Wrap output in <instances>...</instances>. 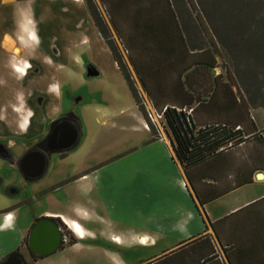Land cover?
Here are the masks:
<instances>
[{"label":"crops","instance_id":"0c3cea01","mask_svg":"<svg viewBox=\"0 0 264 264\" xmlns=\"http://www.w3.org/2000/svg\"><path fill=\"white\" fill-rule=\"evenodd\" d=\"M92 2L117 48L121 52L123 47L126 49L120 56L141 99H162V104L172 103L170 99L180 104L192 101L189 109H193L191 115L197 125L228 122L239 127L244 140L191 168L188 180L173 156L169 134L167 141L151 137L83 0H0L1 138L8 144L12 140L5 135L29 138L66 111L58 91L59 76L69 73L82 80L86 61L104 77L122 79L141 125L149 133L145 146L161 145L162 177L173 178L172 185L180 199L179 205L150 214L151 219L145 213L139 227L122 224V230L117 232L105 224L96 237L86 235L90 230L81 224L80 218L88 210L77 202L68 205L72 198L94 201L89 183L79 187L74 197L65 198L62 205L54 204L55 186L45 183L33 188L36 192L48 187L51 195L48 193L42 201L57 209L44 208L34 216H28L18 205L22 197L0 193V225L11 216V227L0 228V260L17 252L28 264H78L83 257L98 256L96 248L107 243L134 254L123 259L115 256L111 264H264L263 104L258 99L234 97L233 85L223 72L225 67L217 64L222 58L219 46L204 18L195 15L194 0ZM74 45L85 48L74 50ZM8 47L14 56L20 52L19 56H11ZM16 59L28 61L35 70L26 69L22 74L23 67L11 69ZM33 95L42 98L38 106H31ZM29 129L33 130L28 132ZM81 143L77 153L83 149ZM82 159L83 156L77 165ZM1 171L0 176L5 178ZM83 176L76 184L87 180ZM251 188L252 191L240 192ZM39 217L58 219L72 231L74 242L69 244L64 237L54 253L33 260L23 241ZM166 218L170 221L157 223ZM76 247L85 251L72 257ZM139 249H143L141 254ZM96 260L103 264L98 257L92 259Z\"/></svg>","mask_w":264,"mask_h":264},{"label":"rangeland","instance_id":"374dc122","mask_svg":"<svg viewBox=\"0 0 264 264\" xmlns=\"http://www.w3.org/2000/svg\"><path fill=\"white\" fill-rule=\"evenodd\" d=\"M219 3L224 5L227 23L235 19L247 20L249 17L256 20V17L260 15L256 16L255 0H224V3ZM232 4L236 6L234 11L229 9ZM194 10L195 15L200 17L197 6ZM180 14H185L184 9L180 8ZM191 14H193V8ZM105 25L111 38L109 27L106 23ZM239 31L240 39L245 34L255 33L249 24L243 26L240 24ZM112 41L117 48L116 41L114 39ZM73 48L81 50L85 48V45H74ZM117 50L120 55L124 53L123 50L122 52L119 50V47ZM220 51L222 58L219 57L217 64L218 67H225L223 72L229 84L233 85L234 97L258 99L264 106V59L258 56L261 52L256 50L253 52L251 49L247 53L239 49V54L236 55L235 51L230 49ZM81 57L83 60H85L84 57L86 58L84 55ZM83 66L82 80L71 77L69 73H62L58 81V91L64 101V110L72 109L71 112H74L79 121L80 143L82 142L83 149L77 153L76 148L62 159L60 158L64 155L52 156L43 177L34 182H18L15 171L3 169L1 164L0 170L7 176L5 179L2 176V185L11 182L14 185L18 182L15 186L16 195L22 197L18 205L28 216H34L37 211L44 208L57 210L42 201L52 191H55L52 192L56 198L54 204L62 205L70 196L74 197L77 194L79 187L86 183L92 185L91 195L94 201L87 202L81 198L76 201L72 198V200L69 199L68 205H75L77 202L79 206L88 210L82 214L81 224L90 230L86 235L94 234L98 237L101 229L106 227L105 224L117 232L122 230V224L139 227V219L145 217V213L149 216L156 210H169L171 206L179 205L180 199L172 185L173 178L162 177L164 165L160 160V157H163L161 145L157 143L150 147L145 146L149 133L145 127H142L140 116L132 105L122 79L119 76L104 77L99 70L90 67L86 61ZM75 97L78 99H74ZM141 100L151 116L154 139L161 137L167 141V132L162 118L153 113L147 99ZM76 153L77 155L73 156ZM81 156H83L82 162L77 165ZM172 168L175 174L173 165ZM83 175L88 177L87 180L76 184ZM45 183L49 184L48 187L55 186L53 188L56 189L51 191L47 187L48 190L33 191V188L43 186ZM241 191H252V188ZM12 210L15 209L12 208ZM153 216L157 218V215ZM151 218L152 216L148 217V219ZM168 220L170 221L169 218L159 219L158 222L153 221V224L166 223ZM63 230L67 233V239L71 237L72 231L69 228L64 225ZM23 242L25 244L26 238ZM100 247L102 248L99 250L96 248L98 256L94 257L102 259L103 264H111L115 256L122 259L134 256V254L125 253L117 244L102 243ZM84 251L82 247H76L72 250V257H77ZM141 251L143 249L137 250L138 254H141ZM94 257H83L78 264H102L97 263V260L93 262ZM3 261L4 259L0 260V263Z\"/></svg>","mask_w":264,"mask_h":264},{"label":"trees","instance_id":"16d2710c","mask_svg":"<svg viewBox=\"0 0 264 264\" xmlns=\"http://www.w3.org/2000/svg\"><path fill=\"white\" fill-rule=\"evenodd\" d=\"M194 2L197 9L200 10L199 12L204 18L220 50L230 49L235 51V54L238 55L239 49H242L247 53L252 49L253 52H255V50L261 52L258 56L259 58L264 59V0H255L256 16L260 14L256 17V20L253 19V17H249L247 20L235 19V21L232 20L229 21V23L225 20L224 12L226 10L224 5H220L219 3H224V0H194ZM84 4L93 25L97 29L103 42L107 46L112 59L116 63L132 100L141 114L151 137L154 138L155 134L151 122L147 117V110L145 109L137 90L133 86L130 75L122 62L121 56L110 38V34H108L105 23L99 18L95 7L90 0H84ZM235 8L236 6L234 4L229 7L232 11H234ZM240 24L242 26L246 24L251 25L255 33L252 31L253 33L251 35L245 34L242 39H240L238 37V34L240 33ZM246 42L247 46H245ZM122 50L124 53L126 52L124 47ZM157 100L158 99H147L153 110L157 114H160L164 128L170 136L169 141L173 156L179 163L184 176L188 180V171L191 168L209 159L226 146H233L244 140L238 129L239 127H235V125L228 122L197 125L191 115L193 109L190 108V113L188 114L185 112L186 109H189L192 101L180 104L177 99H170L172 103L162 104V99H159V101ZM195 100L201 102L200 99ZM55 220L61 225L58 219ZM73 242L74 239L72 237L67 239V243L71 244ZM30 257L34 260L39 256L30 253Z\"/></svg>","mask_w":264,"mask_h":264},{"label":"flooded vegetation","instance_id":"af4514ba","mask_svg":"<svg viewBox=\"0 0 264 264\" xmlns=\"http://www.w3.org/2000/svg\"><path fill=\"white\" fill-rule=\"evenodd\" d=\"M90 1L93 4L92 0ZM8 51L11 56H14L11 53L10 48ZM19 54L20 52L18 53L17 56H14V57H18ZM14 66L23 67L22 74L25 73L26 69L30 71L35 70L34 69L35 67H33V64L29 63L28 61H22L21 59L13 60L11 64V69L14 70ZM75 99H78V98H75ZM41 101H42L41 96L33 95L30 97L31 106L32 105L38 106ZM55 120H59L57 122V125L59 127L58 129H61V130L57 132L56 139L54 140V142L50 141V142L44 143L43 140L45 139V137L47 136L49 132V126L51 122ZM65 125H69L71 127V130H74L77 132V140L74 146L66 150L64 148H65L66 141L69 139V134H67L68 132L66 131L64 127ZM63 128H64L65 133L63 132ZM32 130L33 129H29L28 132H31ZM2 132H3V127L0 124V135ZM5 138L11 139L12 142L11 144H8L7 143L8 141L3 140L0 136V162L4 164L3 169L12 168L13 171H15L16 173V176H17L16 179L18 180V182L30 183V182H34L35 180H38L41 177H43L48 167V163L51 161L52 156L64 155L60 158L62 159L63 157H65V155L73 152L78 147L80 140H81V130L79 127V121L77 120L73 112H71V110L70 111L66 110L60 113L53 120H50L45 125L42 131H39L36 133L34 131V134H32L29 138L25 135H22V136L5 135ZM56 150H59V151H56ZM41 160L45 161V170L43 174L41 175V177H39L38 179L32 180V177L35 173V169ZM2 179L3 177L0 176V187L3 183ZM18 182L14 185H12L13 183L2 185L1 194L16 195L17 188L15 186L18 184ZM57 224L59 225L62 238L66 237L67 233H65L63 230L64 225L62 223L60 225L58 222Z\"/></svg>","mask_w":264,"mask_h":264},{"label":"water","instance_id":"95a60500","mask_svg":"<svg viewBox=\"0 0 264 264\" xmlns=\"http://www.w3.org/2000/svg\"><path fill=\"white\" fill-rule=\"evenodd\" d=\"M58 121L59 120H55L51 122L49 126V132L45 137V139L43 140L44 143L50 141L54 142V140L56 139L57 132L61 130L58 129L59 128L57 125ZM64 127L68 132L67 134H69V139L66 141L64 148L66 150L74 146L77 140V132L71 130V127L69 125H65ZM63 132H64V128H63ZM44 170H45V161L41 160L35 169V173L32 177V180L41 177ZM61 242H62V235L60 232L59 225L57 224L55 219L49 217H39L33 221V223L30 225L28 229L25 247L29 255L30 253H32L34 255L43 257L54 253L61 245ZM0 264H25V263L22 261L21 257L17 252H11L6 256L5 261L1 262Z\"/></svg>","mask_w":264,"mask_h":264},{"label":"built area","instance_id":"2783aa9c","mask_svg":"<svg viewBox=\"0 0 264 264\" xmlns=\"http://www.w3.org/2000/svg\"><path fill=\"white\" fill-rule=\"evenodd\" d=\"M146 101H147V100H146ZM147 102H148V101H147ZM148 103H149V102H148ZM149 105H150V104H149ZM151 109H152L153 113H155L157 116L161 117L160 114H157V113L153 110V108H151ZM185 112H186L187 114L190 113V109H186ZM147 117H148L149 121L151 122V120H150L151 116H150V114H149L148 111H147Z\"/></svg>","mask_w":264,"mask_h":264},{"label":"clouds","instance_id":"9594fccd","mask_svg":"<svg viewBox=\"0 0 264 264\" xmlns=\"http://www.w3.org/2000/svg\"><path fill=\"white\" fill-rule=\"evenodd\" d=\"M9 221L10 220H6L4 224L0 225V228H8V227H11V223Z\"/></svg>","mask_w":264,"mask_h":264},{"label":"snow or ice","instance_id":"6c2138e0","mask_svg":"<svg viewBox=\"0 0 264 264\" xmlns=\"http://www.w3.org/2000/svg\"><path fill=\"white\" fill-rule=\"evenodd\" d=\"M32 38H33V39H35V36L33 35V37H32ZM8 220H11V217H10V216L8 217Z\"/></svg>","mask_w":264,"mask_h":264},{"label":"bare ground","instance_id":"6f19581e","mask_svg":"<svg viewBox=\"0 0 264 264\" xmlns=\"http://www.w3.org/2000/svg\"><path fill=\"white\" fill-rule=\"evenodd\" d=\"M71 224H72V223H71ZM71 228H73V229H74V228H75V227H74V225H72V227H71Z\"/></svg>","mask_w":264,"mask_h":264}]
</instances>
